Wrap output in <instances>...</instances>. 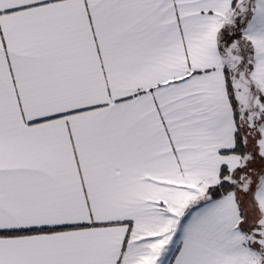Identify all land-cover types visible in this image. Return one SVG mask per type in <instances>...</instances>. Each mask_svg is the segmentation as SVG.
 Instances as JSON below:
<instances>
[{
  "label": "snow or ice",
  "instance_id": "obj_1",
  "mask_svg": "<svg viewBox=\"0 0 264 264\" xmlns=\"http://www.w3.org/2000/svg\"><path fill=\"white\" fill-rule=\"evenodd\" d=\"M0 264H264V0H0Z\"/></svg>",
  "mask_w": 264,
  "mask_h": 264
}]
</instances>
